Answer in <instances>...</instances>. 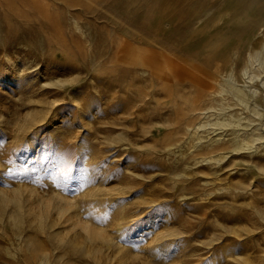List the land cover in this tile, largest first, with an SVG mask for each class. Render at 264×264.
<instances>
[{"label":"rangeland","instance_id":"1","mask_svg":"<svg viewBox=\"0 0 264 264\" xmlns=\"http://www.w3.org/2000/svg\"><path fill=\"white\" fill-rule=\"evenodd\" d=\"M229 12L264 0H0V264H264V147L172 131Z\"/></svg>","mask_w":264,"mask_h":264},{"label":"bare ground","instance_id":"2","mask_svg":"<svg viewBox=\"0 0 264 264\" xmlns=\"http://www.w3.org/2000/svg\"><path fill=\"white\" fill-rule=\"evenodd\" d=\"M160 1L152 0L154 5L160 4ZM240 14L241 12H229L227 18H223V27L210 32L211 21L222 17V14L210 15L202 24L207 66L204 79L192 84L195 87L191 91L192 95L184 97L186 107L180 114V120L174 122L172 130L174 133H186L184 140L190 138L193 142L190 147L210 156L216 154L213 159L204 158L211 160L212 164H218L228 154L233 156L232 153L241 154L237 157L247 161L254 152L259 151V147H264V110L257 109L255 96L259 87L253 84L259 79V84L264 86V35H255L257 31H262L259 28L264 23V15L262 12H250V17L246 19ZM137 63L144 67L143 72L154 69L145 60ZM156 66L159 67L156 75L162 82L177 69L174 65L165 66V62ZM223 70L227 72L221 75ZM236 73L243 83L238 84ZM62 84L59 81L55 83L57 86ZM262 97L264 100V93ZM230 100L235 101L233 105L243 107L240 112H233L234 107L229 103ZM212 102L218 103L219 107L216 109ZM38 113V119L33 123L41 122L45 118V111L40 109ZM54 117L47 121L51 123L48 127L52 125ZM241 150H245L244 154ZM197 162L199 161L194 158L192 163L196 165ZM231 163L229 161L226 166ZM258 169L262 170V167L258 166ZM183 172L180 171L177 175H182ZM59 194L55 193L56 196H60ZM111 198L112 196L108 197ZM71 217V224L80 222L74 215ZM120 226L121 222L118 221L114 229L117 231Z\"/></svg>","mask_w":264,"mask_h":264}]
</instances>
